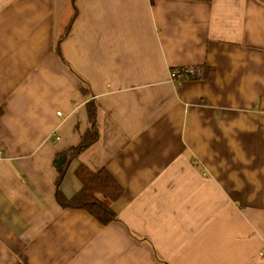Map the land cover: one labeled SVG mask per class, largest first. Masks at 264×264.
Segmentation results:
<instances>
[{"label": "crops", "instance_id": "crops-1", "mask_svg": "<svg viewBox=\"0 0 264 264\" xmlns=\"http://www.w3.org/2000/svg\"><path fill=\"white\" fill-rule=\"evenodd\" d=\"M90 99L109 224L55 196ZM0 264H264V0H0Z\"/></svg>", "mask_w": 264, "mask_h": 264}, {"label": "trees", "instance_id": "trees-1", "mask_svg": "<svg viewBox=\"0 0 264 264\" xmlns=\"http://www.w3.org/2000/svg\"><path fill=\"white\" fill-rule=\"evenodd\" d=\"M76 15L77 13H75V16ZM75 16L66 26L65 31L59 38V42H61L67 35ZM207 75L208 69L203 68L201 75H194L189 78ZM86 105L90 128L81 136L80 143L67 152L68 160L59 172V178L56 182L55 196L58 203L63 208L84 209L102 224H109L118 219V215L113 210L111 203L118 200L124 194V188L107 168L104 167L98 171H93L88 166L81 164L76 170V176L82 183V189L71 198L67 197L61 189V183L66 175L69 163L80 157L82 153L95 144L100 138V130L97 121L98 106L92 99L87 101Z\"/></svg>", "mask_w": 264, "mask_h": 264}, {"label": "built area", "instance_id": "built-area-1", "mask_svg": "<svg viewBox=\"0 0 264 264\" xmlns=\"http://www.w3.org/2000/svg\"><path fill=\"white\" fill-rule=\"evenodd\" d=\"M202 68L199 66H175L169 69V80L173 83H180L184 79L192 77L194 75H201ZM58 115H62L61 111H58ZM60 136H56V140L59 141Z\"/></svg>", "mask_w": 264, "mask_h": 264}, {"label": "water", "instance_id": "water-1", "mask_svg": "<svg viewBox=\"0 0 264 264\" xmlns=\"http://www.w3.org/2000/svg\"><path fill=\"white\" fill-rule=\"evenodd\" d=\"M67 161V155L66 154H61L57 160H56V166L58 168L59 171L62 170L63 165L66 163Z\"/></svg>", "mask_w": 264, "mask_h": 264}]
</instances>
